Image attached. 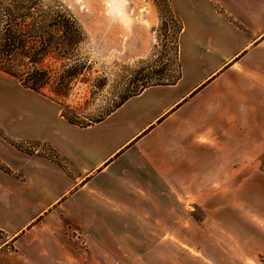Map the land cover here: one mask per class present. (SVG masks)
<instances>
[{"label": "crops", "instance_id": "1", "mask_svg": "<svg viewBox=\"0 0 264 264\" xmlns=\"http://www.w3.org/2000/svg\"><path fill=\"white\" fill-rule=\"evenodd\" d=\"M180 3L190 27L189 65L181 63L176 82L151 85L85 126L69 122L44 96L40 113L0 117V264H205L185 241L191 230L185 203L192 196L173 194L174 163L160 133L176 122L202 120L200 101L210 93L208 106L220 107L230 91L236 105L241 87L227 79L252 82L244 94L245 128L230 115L235 129L218 136L229 137V146L212 149L219 157L214 169L237 172L236 163L244 162V182L253 186V171L264 169V0ZM182 22L180 37L187 32ZM185 69L198 74L186 84ZM203 124L187 128L200 132ZM174 203L185 208L175 210ZM63 220L84 245L80 257L62 236Z\"/></svg>", "mask_w": 264, "mask_h": 264}, {"label": "rangeland", "instance_id": "2", "mask_svg": "<svg viewBox=\"0 0 264 264\" xmlns=\"http://www.w3.org/2000/svg\"><path fill=\"white\" fill-rule=\"evenodd\" d=\"M0 1L8 4L7 1ZM45 2L66 7L86 36L78 50L52 49L51 56L44 61L45 65L58 71L62 61L58 57L65 53L72 56L73 62L83 64L81 74L71 83L65 96L55 94L60 88L58 83L43 87L39 93L22 87L11 76H1L0 117L6 114L17 121L40 113L38 103L44 96L59 104L69 122L79 126L89 125L103 119L123 98L143 86L176 82L181 77V63L188 68L187 37L190 27L187 15L182 13L180 0H126L125 9L131 16L127 29L106 17L101 0ZM182 20L187 32L180 37ZM22 33L18 31L20 36ZM52 56L55 58H50ZM197 75L195 71L185 69L183 83H189ZM227 80L241 87L236 105L233 104L235 94L230 91L219 101L220 107L208 106V101L214 99L213 93H210L200 101L202 120L176 122L160 134L164 140L163 148L168 147L166 149L171 153L169 160L174 163L173 194L192 196L185 203L191 211V230L184 235L185 241L193 248L191 253L203 254L207 259L205 264H264V169L253 171L254 184L248 186L244 182L246 171L241 168L244 162L236 163L239 166L237 172L213 168L217 154L212 148L217 143L222 146L230 144L229 137L218 136L223 135L222 131L235 129L234 126L231 128L229 116L237 115L241 119L238 129H244L246 123L244 94L252 82L241 77ZM62 91L65 89L61 88L58 92ZM257 93L254 92V97L261 96L260 90ZM219 98H222L221 95ZM214 105H217L216 99ZM197 106L199 108V103ZM213 108L219 111L214 112ZM200 123L206 126L200 132L187 128L189 124ZM241 141L244 139H238L239 151L243 152L240 150V146H244ZM231 174L234 178L230 180L227 177ZM219 181L226 183L219 185ZM234 197L238 200L234 201ZM185 205L174 203V208L182 210ZM61 222L65 228L63 238L72 241L71 246L75 249L71 251L80 257L85 252L80 237H74L73 228L67 225V221ZM199 246L201 250L198 251ZM69 263L81 264L78 259ZM188 263L192 264L190 259L183 264Z\"/></svg>", "mask_w": 264, "mask_h": 264}, {"label": "trees", "instance_id": "3", "mask_svg": "<svg viewBox=\"0 0 264 264\" xmlns=\"http://www.w3.org/2000/svg\"><path fill=\"white\" fill-rule=\"evenodd\" d=\"M4 1L8 4L0 3V72L13 77L22 87L39 93L43 87L58 83L60 88L55 94L67 95L71 83L81 74L83 64L73 62L72 56L65 53L58 57L62 60L58 71L51 70L44 61L52 49L78 50L85 41L76 18L58 3ZM18 31H23L21 36ZM61 88L65 91L58 92ZM141 90L123 98L118 106Z\"/></svg>", "mask_w": 264, "mask_h": 264}, {"label": "bare ground", "instance_id": "4", "mask_svg": "<svg viewBox=\"0 0 264 264\" xmlns=\"http://www.w3.org/2000/svg\"><path fill=\"white\" fill-rule=\"evenodd\" d=\"M103 3L104 13L106 17L116 20L122 27L129 25L131 21V16L126 11V0L121 3H110L109 0H101ZM144 23V22H143Z\"/></svg>", "mask_w": 264, "mask_h": 264}, {"label": "snow or ice", "instance_id": "5", "mask_svg": "<svg viewBox=\"0 0 264 264\" xmlns=\"http://www.w3.org/2000/svg\"><path fill=\"white\" fill-rule=\"evenodd\" d=\"M110 3H121L123 0H109Z\"/></svg>", "mask_w": 264, "mask_h": 264}]
</instances>
